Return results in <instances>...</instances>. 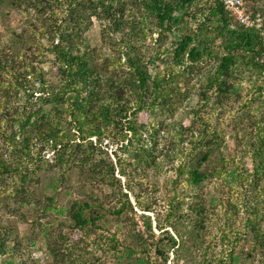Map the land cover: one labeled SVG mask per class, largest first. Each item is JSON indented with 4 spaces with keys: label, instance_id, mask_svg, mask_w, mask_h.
I'll use <instances>...</instances> for the list:
<instances>
[{
    "label": "trees",
    "instance_id": "trees-1",
    "mask_svg": "<svg viewBox=\"0 0 264 264\" xmlns=\"http://www.w3.org/2000/svg\"><path fill=\"white\" fill-rule=\"evenodd\" d=\"M0 4L25 7L37 19L28 24L31 33H13L18 49L0 50V197L28 208L23 220L40 237L23 241L0 224V264H42L32 255L43 249L44 264H107L108 254L116 264H264V114H243L256 126L244 130L251 133L250 177L225 156L222 134L202 116L208 107L226 110L243 71L264 77L263 29L237 24L221 0ZM96 21L102 46L87 37ZM149 34L157 35L152 45L143 43ZM170 35L176 37L173 48L164 49ZM194 90L195 118L177 128L174 118ZM263 93L264 80L239 96L246 99L241 105L251 109L261 100L264 109ZM106 141L117 148L116 162L105 156ZM52 152L53 160L47 159ZM170 164L175 192L163 198L161 213L152 198L161 187L152 177ZM54 171L52 194L42 198L43 177ZM73 174L85 197L58 208L71 195ZM210 185L221 194L214 205L206 198ZM50 211L65 217L45 225ZM111 216L132 232H112ZM238 220L243 228L236 230ZM75 232L81 238L72 241Z\"/></svg>",
    "mask_w": 264,
    "mask_h": 264
},
{
    "label": "rangeland",
    "instance_id": "rangeland-1",
    "mask_svg": "<svg viewBox=\"0 0 264 264\" xmlns=\"http://www.w3.org/2000/svg\"><path fill=\"white\" fill-rule=\"evenodd\" d=\"M247 7L252 10V7L254 6L253 3L255 4V9L259 10L258 13L261 14L260 18L263 21L264 18V0H245ZM253 12V10H252ZM37 19L36 15L32 13L30 10H26L25 7H23L20 10L10 8L6 5L0 4V50L1 49H12L16 48L18 49V42L13 41V33L15 34H22L24 31H29L31 33L30 26L28 24H36ZM196 25H194V28ZM28 35V32H27ZM88 40L92 46H102L104 44L102 38H101V27L99 23L96 21L94 23V26L92 29L88 32ZM112 38L115 40L120 39V35H111ZM157 38L156 34H149L147 35L146 39H143V43H146L147 45H152L154 40ZM176 40L175 35H170L169 38L166 40L165 48L164 49H170L172 50L173 48V43ZM13 43V44H12ZM107 52L109 50L105 48ZM34 51V49H32ZM27 53L29 56L31 55V51L25 50L23 51ZM38 64V62H35ZM160 64V63H158ZM44 67H47V65H44ZM244 70V69H242ZM242 77L239 78L238 80V91L235 96H231V102L228 103V107L226 108L225 111H222L219 108V112L216 110H213L211 107H208L205 112H203V117L207 121L208 125H210L211 130H216L217 132L222 134L223 138V146H222V151L225 154L226 157H231L235 160L237 164L238 171H245L247 177H250V174L253 172V161L251 156L248 154V147H249V134L251 133H246L244 130L248 127L250 130H254L256 128L252 127L250 124L251 121L248 119L247 116L243 118V114H247L248 112H252V117L253 118H260L264 114V109L259 108L260 101H256L254 104H252L251 109L250 107L243 106L241 104H244V101L246 99H242L239 96L244 94L247 95L248 92H253L256 89V86L261 84L263 78H257L256 73H250V72H242ZM198 85V83H197ZM191 98L183 105V107L180 109L178 114H176L174 118V124H176L177 128H180V124L183 125L184 127L190 126L193 119L195 118L193 112L195 109H197L198 106V96L196 95V91L194 90L192 92ZM259 95V91H257L253 96L251 94H248V99L252 100V98L257 97ZM252 97V98H251ZM261 99H264V93ZM249 101V100H248ZM250 102V101H249ZM146 117L142 116V119H145ZM241 120V121H239ZM171 122V120H168V123ZM254 126V125H253ZM0 136L1 132H0ZM107 141L104 143V150L107 151V154L105 156H109L113 161L116 162L117 156L115 152L117 151L116 146H106ZM185 143L183 145V148H186ZM3 143L1 142L0 139V146H2ZM54 153H49L46 158L53 160L54 158ZM179 160H175L174 165H177L180 163ZM174 165L170 164L167 166V170L161 175V176H153L152 180L159 184L161 187V190L153 194V202L155 203L156 208L161 212L162 208L161 205H163V198H168L169 196L173 195L175 190V183L174 181ZM57 171V170H56ZM56 171L52 172L51 174H45L44 175V185L42 191L40 190L39 193L41 197L43 198L44 195H51L52 194V187L48 186L50 185V182L52 181V177L56 176ZM116 175L120 177L118 174V171L116 172ZM78 177L76 174H73L72 176V192L71 195H66L63 199L60 200L58 203V208L61 205H68L70 201L74 198H84L85 197V190H82L79 185H78ZM121 178V177H120ZM231 179V178H230ZM229 179V180H230ZM230 184L235 187L237 183L234 181H230ZM180 194H183V196L186 197V201L189 200L187 199L190 198V192L187 191V188L181 187L177 189ZM1 191V190H0ZM206 198L208 202L211 200V204L214 205L216 204L218 197L221 196V194L216 191L215 185H210L206 189ZM250 197H253L249 193ZM151 197V196H150ZM242 196L238 195L236 193L235 198H239ZM131 201L134 205L135 204V198L130 195ZM144 199H147V197H144ZM213 200H215V203H213ZM137 213L140 215L142 212L139 209H135ZM24 213H29L28 208L22 207L19 209V206H16L13 201H7L3 198L0 197V224L11 227L14 229V231L19 234L20 239L23 241H28L29 239L32 240L33 242L35 241H40V237L36 239L37 235V229L36 227H33L31 223H28L23 220V214ZM50 215L46 216L45 218H42V222L45 223V225H49L50 222H55L56 220H61L64 219L65 214L64 213H59V212H49ZM163 213V211L161 212ZM223 213L222 210H220V215ZM149 215H153V218L155 219V215L153 213H150ZM223 216V215H221ZM240 217H243V213L240 214ZM153 219V220H154ZM214 222L217 223L218 221L214 219ZM141 226V225H139ZM108 228L112 230V232H119L121 235L126 236L128 233H131L132 226L128 225H123L122 227H119V224H117V221L111 216L110 221L107 225ZM216 227V225H215ZM214 228L213 232H216ZM237 228V229H236ZM242 221L238 220L235 224L236 230L242 229ZM65 231L68 232L65 228ZM216 234V233H214ZM72 241L78 240L81 238V234L78 232L73 233L72 235ZM44 241V240H42ZM42 246H44L45 242L42 243ZM244 251H247V248L243 246ZM89 249V248H88ZM89 250H92L90 247ZM240 250V251H241ZM238 251V252H240ZM33 258H37L41 261L42 264H44L47 260V256L44 254V249L42 250H34L33 251ZM94 252V251H93ZM98 258H102V251L99 250L97 251ZM104 261L107 264H116L117 263V258H115L113 255H103ZM245 258V257H244ZM246 259V258H245ZM245 261V260H244Z\"/></svg>",
    "mask_w": 264,
    "mask_h": 264
},
{
    "label": "built area",
    "instance_id": "built-area-1",
    "mask_svg": "<svg viewBox=\"0 0 264 264\" xmlns=\"http://www.w3.org/2000/svg\"><path fill=\"white\" fill-rule=\"evenodd\" d=\"M224 8L235 19L236 23L246 28L263 29L264 24L260 18L261 14H254L247 7L245 0H221ZM264 35V32H263Z\"/></svg>",
    "mask_w": 264,
    "mask_h": 264
}]
</instances>
